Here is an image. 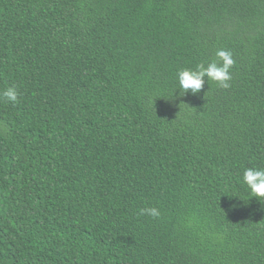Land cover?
Listing matches in <instances>:
<instances>
[{"label":"trees","instance_id":"trees-1","mask_svg":"<svg viewBox=\"0 0 264 264\" xmlns=\"http://www.w3.org/2000/svg\"><path fill=\"white\" fill-rule=\"evenodd\" d=\"M218 50L230 87L184 94ZM249 167L264 0H0V264H264Z\"/></svg>","mask_w":264,"mask_h":264},{"label":"clouds","instance_id":"clouds-1","mask_svg":"<svg viewBox=\"0 0 264 264\" xmlns=\"http://www.w3.org/2000/svg\"><path fill=\"white\" fill-rule=\"evenodd\" d=\"M216 55L219 58V62L211 61L206 65L200 63L195 68L181 69L177 73L179 87L183 90L184 94L189 91L193 95L199 93L205 83V78L207 81L218 82L220 87L224 89L230 87L232 79L230 69L235 63L232 53L226 50H218ZM2 96L12 104H16L19 93L15 86H10L2 93ZM243 182L248 186L253 197L259 201L264 200V168H246L243 173ZM144 214L158 218L160 211L156 207H149L141 209V215Z\"/></svg>","mask_w":264,"mask_h":264}]
</instances>
